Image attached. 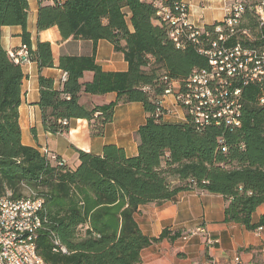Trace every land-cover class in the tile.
Masks as SVG:
<instances>
[{
    "label": "trees",
    "instance_id": "16d2710c",
    "mask_svg": "<svg viewBox=\"0 0 264 264\" xmlns=\"http://www.w3.org/2000/svg\"><path fill=\"white\" fill-rule=\"evenodd\" d=\"M181 3L187 10L183 0H39L37 6V31L56 26L63 40L92 43L88 55L59 56L56 66L66 79L58 88L39 75L36 104L43 129L63 133L71 119H85L90 135L101 137L117 103L138 102L145 121L135 132L133 156L115 144H105L101 154L76 149L78 164L71 169L58 163L60 157L51 160L23 145L18 107L24 74L0 43V197L15 200L31 191L32 199H41L42 225L34 244L46 263L138 264L143 248L180 235L167 228L158 237L144 235L134 218L139 207L161 204L184 191L219 194L224 222L250 231L264 229V212L256 222L251 220L264 207V104L258 101L259 88H243L238 128L209 125L197 130L190 121L162 119L166 110L160 98L170 81L182 82L191 69L207 65L192 46H175L159 14L161 7L174 11ZM27 13V0H0V29L20 26L22 44L38 70L53 67L49 42L38 40L31 49ZM243 24L257 28L252 11H245ZM261 33L264 37V27ZM99 40L122 54L125 71H105L96 63ZM85 72L92 78L83 82ZM81 92H114L116 98L84 107Z\"/></svg>",
    "mask_w": 264,
    "mask_h": 264
},
{
    "label": "crops",
    "instance_id": "0c3cea01",
    "mask_svg": "<svg viewBox=\"0 0 264 264\" xmlns=\"http://www.w3.org/2000/svg\"><path fill=\"white\" fill-rule=\"evenodd\" d=\"M48 3L50 0H42ZM28 13L26 28L30 33L31 49L36 42H49L53 67L38 70L37 63L30 61L21 65L24 78L21 85L19 127L21 143L38 151L48 150L62 159L64 164L74 169L78 164L76 149L101 154L105 144H115L125 150L127 156L137 153L135 132L145 121L141 103H120L115 106L113 120L105 126L101 137H92L85 119H71L68 130L63 133L45 131L41 122V111L36 104L39 98L38 77L42 75L54 81L59 87L62 70L57 68L60 55L90 54L92 43L87 40H63L56 26L36 30L39 0H27ZM188 5V21L194 25L211 24L222 18V0H183ZM20 26H3L0 29V43L4 50L18 49L22 45ZM122 54L115 52L106 40L96 44V63L105 71H125L127 63ZM92 78L91 72L83 74L82 81ZM116 93L90 95L81 92L79 102L84 107L108 104L114 101ZM166 110L162 119L182 122V111L174 103L171 95L161 98ZM224 200L219 194L184 191L161 204L149 203L139 207L134 216L136 225L148 237H158L165 228L178 231L179 237L152 243L140 252L138 264H264V229L247 230L237 223L224 222ZM264 212L259 206L252 215L256 222ZM202 227L203 233L194 230ZM207 238L211 243L206 242ZM236 258L238 261H236Z\"/></svg>",
    "mask_w": 264,
    "mask_h": 264
},
{
    "label": "built area",
    "instance_id": "2783aa9c",
    "mask_svg": "<svg viewBox=\"0 0 264 264\" xmlns=\"http://www.w3.org/2000/svg\"><path fill=\"white\" fill-rule=\"evenodd\" d=\"M222 2V18L216 24L190 23L188 9L183 3L176 4L174 11L167 7H161L159 11L175 46L181 49L192 46L207 60L206 67L191 69L182 82L170 81L163 95L172 96L183 113L182 120L190 121L197 130L209 125L230 129L240 127L242 90L246 85L253 84L259 88L258 101L264 104V37L261 33L264 0ZM246 10L252 11L257 20L255 30L243 26ZM7 52L20 65L32 61L25 44ZM65 74H61L59 85L65 81ZM41 153L51 160L56 158L46 149ZM58 163L63 164L64 161L59 159ZM4 203L13 206V213L3 214L0 208V219L6 223V234H0V264H43L31 249V237L38 232L34 227V212L41 201L32 200V192L29 191L20 203ZM195 231L203 233L205 230L197 227ZM16 238H24L25 246H16ZM205 240L211 243L207 236Z\"/></svg>",
    "mask_w": 264,
    "mask_h": 264
},
{
    "label": "bare ground",
    "instance_id": "6f19581e",
    "mask_svg": "<svg viewBox=\"0 0 264 264\" xmlns=\"http://www.w3.org/2000/svg\"><path fill=\"white\" fill-rule=\"evenodd\" d=\"M32 200H40L41 199H32ZM22 201V198L20 199H9L7 197H0V208H2V213L3 214H10L13 213V206H9V204H5L4 202H11V203H20ZM42 201L40 203L39 208H35L34 212V227H37V230L41 227L42 225V219L40 217V209H41ZM0 234H6V223L3 222V220L0 219ZM37 233H34L33 237H31V249L32 253L35 254V256L39 257V260L43 264H48L46 263L36 252L35 244H34V239L36 237ZM16 246H25V239L24 238H16Z\"/></svg>",
    "mask_w": 264,
    "mask_h": 264
}]
</instances>
